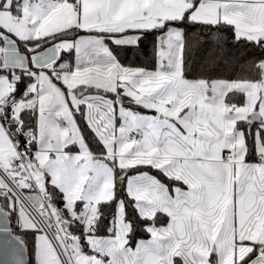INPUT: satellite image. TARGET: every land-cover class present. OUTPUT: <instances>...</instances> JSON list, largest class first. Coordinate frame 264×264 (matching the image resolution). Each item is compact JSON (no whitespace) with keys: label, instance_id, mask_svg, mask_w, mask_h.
Listing matches in <instances>:
<instances>
[{"label":"snow or ice","instance_id":"snow-or-ice-1","mask_svg":"<svg viewBox=\"0 0 264 264\" xmlns=\"http://www.w3.org/2000/svg\"><path fill=\"white\" fill-rule=\"evenodd\" d=\"M0 264H264V0H0Z\"/></svg>","mask_w":264,"mask_h":264},{"label":"trees","instance_id":"trees-1","mask_svg":"<svg viewBox=\"0 0 264 264\" xmlns=\"http://www.w3.org/2000/svg\"><path fill=\"white\" fill-rule=\"evenodd\" d=\"M145 45L147 46V51L149 53V55L147 57H139L136 60H133L131 57L128 58L127 61H125V63H132V64H136L139 66H144L146 68H151L152 67V62H151V40H147L144 42Z\"/></svg>","mask_w":264,"mask_h":264}]
</instances>
